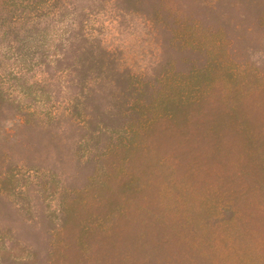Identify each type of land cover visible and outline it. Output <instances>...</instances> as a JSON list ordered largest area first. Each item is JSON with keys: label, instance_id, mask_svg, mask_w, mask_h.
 I'll return each instance as SVG.
<instances>
[{"label": "rangeland", "instance_id": "obj_1", "mask_svg": "<svg viewBox=\"0 0 264 264\" xmlns=\"http://www.w3.org/2000/svg\"><path fill=\"white\" fill-rule=\"evenodd\" d=\"M17 4L0 264H264V0Z\"/></svg>", "mask_w": 264, "mask_h": 264}, {"label": "trees", "instance_id": "obj_2", "mask_svg": "<svg viewBox=\"0 0 264 264\" xmlns=\"http://www.w3.org/2000/svg\"><path fill=\"white\" fill-rule=\"evenodd\" d=\"M16 1H18V4L11 6V8L18 9L19 6L22 7L23 8L22 9L23 15L27 16L28 20H30V21H34V20H36V18H39L40 15L38 13L42 14V13L46 12V14L50 15V13L52 12L50 10L51 0H44L41 5H38L35 2V0H16ZM27 18H24V19H27ZM17 19H18V16L16 18H14V21ZM21 19H23V18H21ZM90 57L91 58L89 60L91 62V67L89 69L93 71L94 69H96V55H95V53H91ZM129 99L132 101L138 102V103L139 102L145 103V101H146V100H144V95H141L140 92H138V93L137 92L136 93L129 92ZM149 110L150 109H147V107H141V108H139V111L137 110L136 113H133L137 116V118H136L137 119V122H136L137 126L136 127L141 128L145 125L141 121L144 118V115H145L144 113L148 112ZM23 111H24V109H23ZM31 111H32V108L29 109L28 113H31ZM32 115L36 116V113H34L32 111ZM102 116H105V115L102 114Z\"/></svg>", "mask_w": 264, "mask_h": 264}]
</instances>
